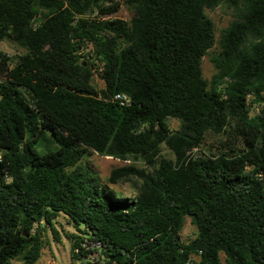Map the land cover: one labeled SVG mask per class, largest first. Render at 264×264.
<instances>
[{"label": "trees", "instance_id": "16d2710c", "mask_svg": "<svg viewBox=\"0 0 264 264\" xmlns=\"http://www.w3.org/2000/svg\"><path fill=\"white\" fill-rule=\"evenodd\" d=\"M118 1L0 0V43L24 50L14 63L0 51V264H34L60 213L78 233L72 258L95 243L107 264H264V0H124L129 21L87 16ZM223 2L237 15L208 83L205 9ZM87 44L97 67L81 60ZM118 92L129 105L111 100ZM207 132L221 147L196 154ZM88 150L153 169H112L109 183L140 180L123 198L81 164ZM178 216L199 232L187 244Z\"/></svg>", "mask_w": 264, "mask_h": 264}, {"label": "rangeland", "instance_id": "374dc122", "mask_svg": "<svg viewBox=\"0 0 264 264\" xmlns=\"http://www.w3.org/2000/svg\"><path fill=\"white\" fill-rule=\"evenodd\" d=\"M205 15L211 20L213 24L215 40L213 47L205 56H203L201 61L202 77L209 83L212 75L216 72L213 64L210 61V57L211 55L217 53L219 49L218 38L220 33L226 26L230 24V22L236 18L237 10L223 2L218 4L213 9H205ZM87 16L97 19H119L123 21H129L133 16V11L124 0H119L118 10L116 12L103 16L97 11H92L89 12ZM0 51L10 56L13 63L16 62L19 56L24 53L23 49L9 40H3L0 43ZM91 51V45L87 44L85 49L82 51L81 55L83 57L81 60L92 62L94 58ZM93 62L97 67L99 63L95 60ZM92 82L93 85L98 89L104 86L102 79L97 75V73H94ZM247 99L249 104V117H254L257 114L260 105L255 101L252 95H248ZM166 123L168 128L172 131L178 130L180 127V121L175 118H168ZM223 138L224 135L222 134L216 135L207 132L205 134L204 142L196 154H199L200 152L209 154L216 151V149L221 147L220 140ZM160 157L173 158L172 152L164 144L161 145ZM81 164L88 165L90 169L98 176L99 181L102 184H104L109 190L113 191V193H121L123 198H125L126 195H135L136 187L139 186L140 180L134 176H131L127 179H121L118 183H109L107 181V177L109 176L112 169L125 165H133L137 168L145 170V172H150L153 169V166L147 165L140 160L129 158L128 160L122 161L110 156L98 155L97 153L91 152L90 150L87 151V155L81 160ZM174 221L183 244H187L198 235L199 232L191 223L189 217L178 216L174 218ZM53 226L58 233V240L54 237L52 231L47 226L42 235L44 247L41 250L40 257L34 264H107L103 255L91 246L87 248L88 253L85 257H81L80 259L71 257V240L69 235L76 234L77 231L72 226V223L69 222L66 215L60 213L54 219ZM220 257L223 259L222 255H220ZM192 258L196 260L198 259V257L194 256H192ZM14 262H16V260Z\"/></svg>", "mask_w": 264, "mask_h": 264}, {"label": "built area", "instance_id": "2783aa9c", "mask_svg": "<svg viewBox=\"0 0 264 264\" xmlns=\"http://www.w3.org/2000/svg\"><path fill=\"white\" fill-rule=\"evenodd\" d=\"M111 100L114 101V102H117L120 106H126V105H129L130 103V100H129V97L124 94V93H114L111 97ZM196 151V148L193 149V152ZM84 247L86 248H89L90 246L92 248H98V245L95 244V243H91L89 246H86L83 244Z\"/></svg>", "mask_w": 264, "mask_h": 264}, {"label": "water", "instance_id": "95a60500", "mask_svg": "<svg viewBox=\"0 0 264 264\" xmlns=\"http://www.w3.org/2000/svg\"><path fill=\"white\" fill-rule=\"evenodd\" d=\"M1 229V228H0Z\"/></svg>", "mask_w": 264, "mask_h": 264}]
</instances>
